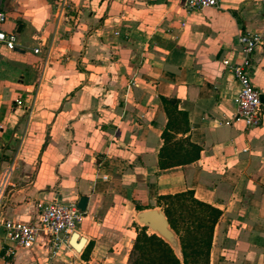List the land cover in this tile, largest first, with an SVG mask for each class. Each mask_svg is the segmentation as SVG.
Returning <instances> with one entry per match:
<instances>
[{
  "label": "crops",
  "instance_id": "1",
  "mask_svg": "<svg viewBox=\"0 0 264 264\" xmlns=\"http://www.w3.org/2000/svg\"><path fill=\"white\" fill-rule=\"evenodd\" d=\"M68 1L61 17L54 0H0L19 50L0 45V168L16 166L1 216L35 223L39 205L85 196L83 243L50 257L38 239L0 264H126L137 212L186 192L220 211L209 264H264V115L234 119L221 64L264 31V0ZM249 69L264 102V42Z\"/></svg>",
  "mask_w": 264,
  "mask_h": 264
},
{
  "label": "built area",
  "instance_id": "2",
  "mask_svg": "<svg viewBox=\"0 0 264 264\" xmlns=\"http://www.w3.org/2000/svg\"><path fill=\"white\" fill-rule=\"evenodd\" d=\"M186 11H197L205 8H217L220 0H181ZM57 14L67 17L72 11L68 0H54ZM6 15L0 4V45L6 50L15 49V35L6 33L2 25ZM264 42V31H244L237 37V44L241 49V62L221 61L225 70L230 72L239 84V90L234 98V119L241 121L244 128H257L262 124L264 102L260 92L250 79V57L254 50ZM37 53V50H34ZM228 124V123H226ZM16 166L13 162L5 163L0 168V227L3 231L0 260L11 259L17 249L29 250L41 239V245L50 257L56 256L76 233V227L82 217L75 203L64 204L56 200L38 206L35 223H18L3 219L2 209L10 190L13 188L12 177Z\"/></svg>",
  "mask_w": 264,
  "mask_h": 264
},
{
  "label": "trees",
  "instance_id": "3",
  "mask_svg": "<svg viewBox=\"0 0 264 264\" xmlns=\"http://www.w3.org/2000/svg\"><path fill=\"white\" fill-rule=\"evenodd\" d=\"M169 102L176 103L174 100ZM191 148L196 157L197 147ZM160 200L169 228L177 239L180 256L163 239L155 234L147 235L146 229L140 227L126 264H209L212 231L220 211L197 201L189 192L162 197ZM177 214L183 218L177 219Z\"/></svg>",
  "mask_w": 264,
  "mask_h": 264
},
{
  "label": "water",
  "instance_id": "4",
  "mask_svg": "<svg viewBox=\"0 0 264 264\" xmlns=\"http://www.w3.org/2000/svg\"><path fill=\"white\" fill-rule=\"evenodd\" d=\"M15 50L16 52H19L18 49ZM86 201L87 198L85 196H81L76 203V207L81 213H84L85 211ZM136 221L142 227H145L157 234V236L168 243L173 249L178 247L177 239L172 230L169 228L168 221L161 210L148 209L138 211L136 214ZM82 243V239L76 242L75 236L71 239V245L75 250H79Z\"/></svg>",
  "mask_w": 264,
  "mask_h": 264
},
{
  "label": "rangeland",
  "instance_id": "5",
  "mask_svg": "<svg viewBox=\"0 0 264 264\" xmlns=\"http://www.w3.org/2000/svg\"><path fill=\"white\" fill-rule=\"evenodd\" d=\"M177 219H181V218H183V217H181L180 215H179V217H178V214H177V217H176ZM137 225H139V224H137ZM139 227H141V225L139 226ZM135 233H137L138 231H137V228H135ZM131 231H132V229H131ZM148 233V234H147ZM147 235H151L152 234V231H150V230H147ZM128 236H132L131 234H126V237L128 238ZM135 236H136V234H135ZM173 249V248H172ZM173 251L175 252V254L179 257L180 256V253H179V246L176 248V249H173Z\"/></svg>",
  "mask_w": 264,
  "mask_h": 264
}]
</instances>
